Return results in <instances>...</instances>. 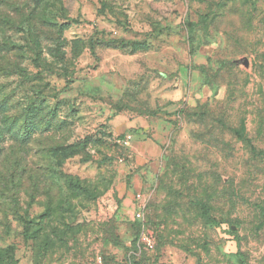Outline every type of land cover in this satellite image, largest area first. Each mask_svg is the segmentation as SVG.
<instances>
[{
    "label": "rangeland",
    "instance_id": "1",
    "mask_svg": "<svg viewBox=\"0 0 264 264\" xmlns=\"http://www.w3.org/2000/svg\"><path fill=\"white\" fill-rule=\"evenodd\" d=\"M33 2L0 0V16L12 10L19 25L13 7L27 15ZM38 7L55 24L32 22L35 52L25 31L0 24V44L19 46L0 76V264H264V0ZM74 35L148 40L151 51L125 66L99 47L97 60H75ZM122 67L116 102L96 87H116ZM119 103L152 117L151 163L131 169L129 149L106 142L72 158V142L103 131Z\"/></svg>",
    "mask_w": 264,
    "mask_h": 264
},
{
    "label": "crops",
    "instance_id": "2",
    "mask_svg": "<svg viewBox=\"0 0 264 264\" xmlns=\"http://www.w3.org/2000/svg\"><path fill=\"white\" fill-rule=\"evenodd\" d=\"M120 39L121 41L119 40L112 41L111 38H106V37H96V36L83 37L80 35H74L70 39V41L73 42L75 40H82L85 42V47L83 52L80 53V55L76 59L81 58L83 54L86 53L87 51L90 52L89 54L93 56L94 59L98 58L97 48L99 47L104 49L117 50L120 51V55L122 56L126 55V58H128V60L123 59L124 66H125V62L127 63L133 62L134 56L140 53H147L151 51L150 49L151 44L148 40H146V42L144 41L142 42L139 41L140 39L139 40L134 39L133 42L139 41L145 43L146 48L133 50L131 48L132 41L128 43V41L126 42L124 38H120ZM117 72H118L117 74L118 79L116 81L118 82V85L116 87L115 84L111 85L109 81H108L109 83H107V80L103 78L102 80L99 81L100 84L96 88H98V90L102 92L103 90H107L108 92H110V90L113 88L118 94V95L116 94L117 96L116 102H120L118 100L123 98L122 96L124 94V91L126 90V79L124 78V75L126 74L125 67L120 68V71L118 69ZM105 75L107 74H104L103 76ZM188 77L190 79V75ZM77 82L78 80L72 79V86ZM119 104L110 105L109 111L112 115L107 119L106 125L102 127V129L105 130L106 133L108 134V136H104L106 143L109 145H113V144L117 145L116 147H118V150L129 149V155H128L129 159H131L132 156H134L135 159H137V162L136 163L134 162V165L131 160L129 161V163L132 165L130 167L131 169L135 166L139 168V166H141L146 162L151 163V159L158 152V148H159L158 140L156 136L153 135L155 128L152 123V117L149 116L150 114L147 112H138L139 116H127V113H130L131 110L133 109H130V107L124 106L123 104L120 105ZM126 133L132 134V138L126 140L122 144H117L114 142L115 138L120 135H125L126 137ZM142 151H144V153Z\"/></svg>",
    "mask_w": 264,
    "mask_h": 264
},
{
    "label": "trees",
    "instance_id": "3",
    "mask_svg": "<svg viewBox=\"0 0 264 264\" xmlns=\"http://www.w3.org/2000/svg\"><path fill=\"white\" fill-rule=\"evenodd\" d=\"M35 2H36V5L31 10L32 12H29V14H27V15L24 14V10H25L24 5H21V6L17 5L16 7H13L14 10H16L18 13H20L22 15V18L19 22V25H16V22L11 18V13L13 12L12 10H10L9 13L4 15V16H0V24H1V22H5V24L9 28H12L15 26L16 28H21V31H25V34L29 40L28 43L30 44V47L28 46L27 49L30 52L36 51V49H35L36 42L32 40L33 33H34V27H35L32 22L37 18L38 20H40L46 24H50V25L55 24V23L51 22L50 19H47L46 17L43 18L38 13V11L36 10V7L44 5L47 2V0H34L33 3L35 4ZM2 33L4 34L5 31H3ZM70 43H72V50H73V48H75L74 59H76L80 55V53H82V51L84 50L85 42L82 40H75L73 42L70 41ZM14 48H19V46H16V44H11L10 42L0 44V76H5L7 73L12 72L11 67L14 66L15 63L13 61H11V56H13L11 54L15 50ZM131 48L133 50H137V49L146 48V45H145V43H142L139 41H137V42L132 41L131 42ZM10 52H11V54H10ZM21 67H22V65H21ZM21 67H19V69ZM21 71H24L23 67H22ZM6 103H7V95H4L2 97V99L0 100V123H3V124H5L9 121V116L7 115ZM17 118H19V117H17ZM106 134H107L106 131L103 130L99 134L95 133V134H90V135H86L84 137L77 138L75 141L72 142V158L75 156L81 155L82 150H87L88 146L91 145L92 143L106 142V140L104 138V136H108V134L107 135ZM124 137H125V135H120V136L115 138L114 142L117 144H122V143L117 142V139H122ZM84 159H87V157ZM75 189H79V188H75ZM203 208H204L203 211L205 212L206 207L204 206Z\"/></svg>",
    "mask_w": 264,
    "mask_h": 264
},
{
    "label": "built area",
    "instance_id": "4",
    "mask_svg": "<svg viewBox=\"0 0 264 264\" xmlns=\"http://www.w3.org/2000/svg\"><path fill=\"white\" fill-rule=\"evenodd\" d=\"M131 139L130 135H127L126 137L122 138V139H117V142L119 143H124L126 140ZM145 209V202L143 200V196L141 193H137L136 195V205L134 210L136 211V216L138 218H142L143 215V211Z\"/></svg>",
    "mask_w": 264,
    "mask_h": 264
}]
</instances>
